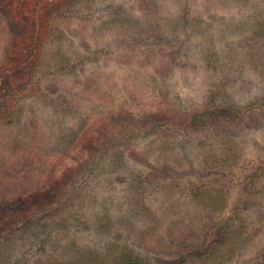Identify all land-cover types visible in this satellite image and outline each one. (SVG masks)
I'll return each mask as SVG.
<instances>
[{
	"label": "rangeland",
	"instance_id": "374dc122",
	"mask_svg": "<svg viewBox=\"0 0 264 264\" xmlns=\"http://www.w3.org/2000/svg\"><path fill=\"white\" fill-rule=\"evenodd\" d=\"M23 1L0 264H264V0Z\"/></svg>",
	"mask_w": 264,
	"mask_h": 264
},
{
	"label": "trees",
	"instance_id": "16d2710c",
	"mask_svg": "<svg viewBox=\"0 0 264 264\" xmlns=\"http://www.w3.org/2000/svg\"><path fill=\"white\" fill-rule=\"evenodd\" d=\"M30 1L31 0H24L23 6L25 8H27L28 6L29 7L32 6L33 10L40 12L46 6H50L53 8L54 6H56L58 4L59 0H33L32 2H30Z\"/></svg>",
	"mask_w": 264,
	"mask_h": 264
}]
</instances>
